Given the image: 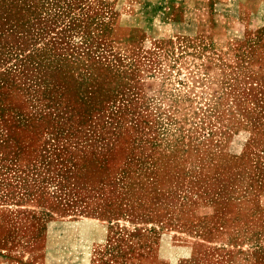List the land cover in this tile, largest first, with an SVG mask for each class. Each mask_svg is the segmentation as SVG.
I'll return each mask as SVG.
<instances>
[{"label":"rangeland","instance_id":"rangeland-1","mask_svg":"<svg viewBox=\"0 0 264 264\" xmlns=\"http://www.w3.org/2000/svg\"><path fill=\"white\" fill-rule=\"evenodd\" d=\"M4 264H264V0H0Z\"/></svg>","mask_w":264,"mask_h":264},{"label":"crops","instance_id":"crops-1","mask_svg":"<svg viewBox=\"0 0 264 264\" xmlns=\"http://www.w3.org/2000/svg\"><path fill=\"white\" fill-rule=\"evenodd\" d=\"M0 264H4V262L0 259Z\"/></svg>","mask_w":264,"mask_h":264}]
</instances>
